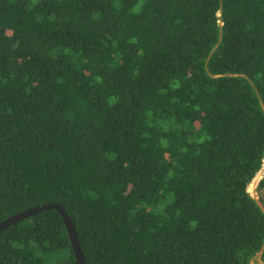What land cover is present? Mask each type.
I'll use <instances>...</instances> for the list:
<instances>
[{"label":"trees","instance_id":"trees-1","mask_svg":"<svg viewBox=\"0 0 264 264\" xmlns=\"http://www.w3.org/2000/svg\"><path fill=\"white\" fill-rule=\"evenodd\" d=\"M263 164L264 0H0V222L57 202L87 264H264ZM0 264H79L60 212Z\"/></svg>","mask_w":264,"mask_h":264},{"label":"water","instance_id":"water-1","mask_svg":"<svg viewBox=\"0 0 264 264\" xmlns=\"http://www.w3.org/2000/svg\"><path fill=\"white\" fill-rule=\"evenodd\" d=\"M48 209H56L60 212L64 221L66 222L68 233L70 235L73 250H74L78 263L87 264L83 249L81 247L79 236L76 230V226L73 220L71 219L70 215L68 214L67 209L60 203H57V202L44 203L42 205L33 206L27 210L13 214L0 222V231L7 228L8 226L12 224H15L19 221H22L30 217L31 215L37 214L39 212H42Z\"/></svg>","mask_w":264,"mask_h":264},{"label":"rangeland","instance_id":"rangeland-1","mask_svg":"<svg viewBox=\"0 0 264 264\" xmlns=\"http://www.w3.org/2000/svg\"><path fill=\"white\" fill-rule=\"evenodd\" d=\"M264 176V164L262 169L259 171L255 179L252 181V183L249 186V191L251 194L260 201V203L264 206L263 201H264V191H260L258 189V184L260 180ZM263 200V201H262ZM251 264H263V261L261 259V254H258L251 262Z\"/></svg>","mask_w":264,"mask_h":264}]
</instances>
